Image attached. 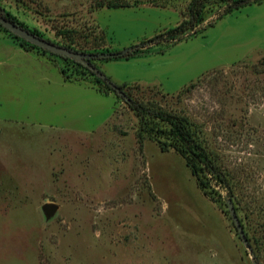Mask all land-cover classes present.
Here are the masks:
<instances>
[{
    "label": "rangeland",
    "instance_id": "obj_1",
    "mask_svg": "<svg viewBox=\"0 0 264 264\" xmlns=\"http://www.w3.org/2000/svg\"><path fill=\"white\" fill-rule=\"evenodd\" d=\"M190 2L0 5L40 38L99 54L176 28ZM224 8L211 1L181 41L92 61L193 125L228 183L203 176L206 191L176 151L141 145L138 117L100 76L0 25V264H264V2L216 18Z\"/></svg>",
    "mask_w": 264,
    "mask_h": 264
},
{
    "label": "trees",
    "instance_id": "obj_2",
    "mask_svg": "<svg viewBox=\"0 0 264 264\" xmlns=\"http://www.w3.org/2000/svg\"><path fill=\"white\" fill-rule=\"evenodd\" d=\"M211 1L222 2L226 5V8L218 13L216 18L221 17L222 14L230 13L234 9H240L247 5L261 4L264 2V0H191L188 6V18L176 28L157 35L149 41L139 46L131 47L125 51L99 53L95 55L104 61L120 60L124 58L129 59L135 57L134 52L137 48L160 44L162 42L176 43L187 36H193L199 33L203 28L205 10ZM0 16L23 27L22 23L9 12L5 11L1 5ZM31 33L35 34L34 32ZM93 60H91V62ZM92 73L97 75L93 71ZM104 81L107 87L121 97L138 117V138L141 145L145 139H149L155 141L163 152H168L170 150L176 151L186 161L187 166L191 169L192 175L197 179L199 187L203 189V191H206L208 187L207 181L203 178V176L206 175H212L217 178L218 181L228 189L226 176L220 172L216 159L207 151L204 140L197 135V132L193 130V125L187 119L169 114L160 107L155 106L152 102H139L132 97V94L125 89L124 85H117L108 78ZM193 86L194 84L182 90V92L188 91ZM228 191L231 193L230 190Z\"/></svg>",
    "mask_w": 264,
    "mask_h": 264
},
{
    "label": "water",
    "instance_id": "obj_3",
    "mask_svg": "<svg viewBox=\"0 0 264 264\" xmlns=\"http://www.w3.org/2000/svg\"><path fill=\"white\" fill-rule=\"evenodd\" d=\"M0 25H2L7 31L11 32L13 35L17 36L18 38L27 41L33 45H35L38 48H41L45 51H48L52 54H56L61 57L65 58H70L73 60L78 61L79 63L85 65L88 67L90 70L95 72L98 76H100L103 80H107V78L102 75L101 71L96 68L91 60L97 58L98 56L95 54H85V53H79L73 50H70L68 48H65L63 46L54 44L50 41H47L43 38H40L36 36L35 34L31 33L29 30L7 20L6 18H3L0 16ZM228 208L232 216V220L234 222V225L237 229V232L243 241L244 245L246 248L249 250L250 254L253 255V249L240 225V221L238 219L235 207L233 205V202L231 200L228 201ZM47 210L52 211L53 206L52 205H47Z\"/></svg>",
    "mask_w": 264,
    "mask_h": 264
}]
</instances>
